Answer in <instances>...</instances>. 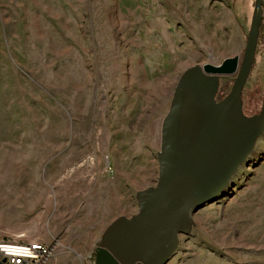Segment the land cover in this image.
I'll list each match as a JSON object with an SVG mask.
<instances>
[{
    "label": "rangeland",
    "instance_id": "rangeland-1",
    "mask_svg": "<svg viewBox=\"0 0 264 264\" xmlns=\"http://www.w3.org/2000/svg\"><path fill=\"white\" fill-rule=\"evenodd\" d=\"M254 3L0 0V240L53 246L45 264H93L106 227L137 213L136 193L157 183L181 74L242 57ZM259 43L247 115L264 98V6ZM234 77L221 79L219 99ZM84 166L106 175L88 202ZM193 217L167 264H264V133Z\"/></svg>",
    "mask_w": 264,
    "mask_h": 264
},
{
    "label": "water",
    "instance_id": "water-1",
    "mask_svg": "<svg viewBox=\"0 0 264 264\" xmlns=\"http://www.w3.org/2000/svg\"><path fill=\"white\" fill-rule=\"evenodd\" d=\"M263 6L264 0H255L242 57L196 64L181 74L161 124L157 183L136 193L137 213L120 215L106 227L93 264H167L180 235L195 226V211L225 191L253 152L264 133V98L261 110L247 115L243 91L257 54ZM233 75L229 93L219 99L221 79Z\"/></svg>",
    "mask_w": 264,
    "mask_h": 264
},
{
    "label": "built area",
    "instance_id": "built-area-1",
    "mask_svg": "<svg viewBox=\"0 0 264 264\" xmlns=\"http://www.w3.org/2000/svg\"><path fill=\"white\" fill-rule=\"evenodd\" d=\"M53 246L43 242H17L0 240V260L5 264H45Z\"/></svg>",
    "mask_w": 264,
    "mask_h": 264
},
{
    "label": "crops",
    "instance_id": "crops-1",
    "mask_svg": "<svg viewBox=\"0 0 264 264\" xmlns=\"http://www.w3.org/2000/svg\"><path fill=\"white\" fill-rule=\"evenodd\" d=\"M156 129L157 128L154 127V133H156L157 131ZM76 173H77L76 179L81 185L88 187L90 186V191H88L86 194L84 193L87 188L81 190L84 191L82 192V196L85 195L84 197L86 198L87 202L90 201L91 198L95 199L97 197L98 199L100 196H102L98 194L100 192L98 188L102 187L101 184L103 181H106V175L105 172H103V170L100 169L95 170L90 166H84L78 168Z\"/></svg>",
    "mask_w": 264,
    "mask_h": 264
},
{
    "label": "trees",
    "instance_id": "trees-1",
    "mask_svg": "<svg viewBox=\"0 0 264 264\" xmlns=\"http://www.w3.org/2000/svg\"><path fill=\"white\" fill-rule=\"evenodd\" d=\"M260 45H261V44L259 43V44H258V50H257L258 52L261 50V46H260ZM263 55H264V53H263Z\"/></svg>",
    "mask_w": 264,
    "mask_h": 264
}]
</instances>
